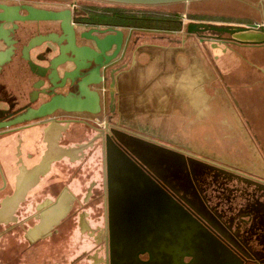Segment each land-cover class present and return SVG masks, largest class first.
<instances>
[{
	"label": "flooded vegetation",
	"instance_id": "obj_1",
	"mask_svg": "<svg viewBox=\"0 0 264 264\" xmlns=\"http://www.w3.org/2000/svg\"><path fill=\"white\" fill-rule=\"evenodd\" d=\"M25 6L60 17L31 19ZM155 7L101 0H0V264H17L36 250L64 264H109L118 242L109 213L112 149L127 153L226 245L237 264H264V177L193 155L161 154L152 146L142 157L131 152L129 147L144 145L143 139L160 142L145 135L137 115L128 116L122 91L140 68L141 51L157 40L201 51L210 50L204 46L209 41L230 52L234 44L264 43L239 42L215 30L191 34L189 22L235 26V21L192 19L176 11L158 14L149 9ZM160 20L176 27L158 39L155 23ZM113 36L120 38L119 49L101 52L97 40ZM62 97L73 110L58 107L43 118L15 123Z\"/></svg>",
	"mask_w": 264,
	"mask_h": 264
},
{
	"label": "water",
	"instance_id": "obj_2",
	"mask_svg": "<svg viewBox=\"0 0 264 264\" xmlns=\"http://www.w3.org/2000/svg\"><path fill=\"white\" fill-rule=\"evenodd\" d=\"M101 1L128 5L161 6L203 0ZM25 8L29 11L27 17L31 19L60 17L59 13L55 11L33 6H25ZM209 29L227 32L239 42L264 43V26H259L257 23L245 27H222L204 22H189L187 24V31L191 34ZM113 46L117 50L119 49L120 38L113 36L102 41L97 40V47L101 52H109ZM117 50L111 58H108V62L115 57ZM93 96L92 105H94L98 95L94 93ZM67 100L63 97L55 98L39 109L32 110V117L24 115L15 123L43 118L50 115L58 107L73 110L64 106L65 102H68ZM92 111L99 112L97 103ZM141 142L144 145L129 147L131 152L134 151L140 157L143 153H148V149L152 147L156 148L157 152L161 149L159 152L161 154L167 152L178 158L186 157V154H181L182 152L180 153L160 143H152L144 139ZM107 170L111 230L118 237L117 252L114 255L111 254L109 264H237V257L226 245L192 214L188 213L144 169L133 162L127 153L119 149H112L108 154ZM126 240L127 242H125ZM111 250L113 251V247ZM140 254H147L149 258L144 260ZM187 258L190 260L187 261Z\"/></svg>",
	"mask_w": 264,
	"mask_h": 264
},
{
	"label": "crops",
	"instance_id": "obj_3",
	"mask_svg": "<svg viewBox=\"0 0 264 264\" xmlns=\"http://www.w3.org/2000/svg\"><path fill=\"white\" fill-rule=\"evenodd\" d=\"M155 25L159 27L155 33L159 36L156 37L158 39L164 34H170L165 30L176 27L161 20L156 21ZM141 52L140 68L122 86L123 100L126 102L129 117L137 115L138 120H143V126L145 122H149V134L159 130L160 126L166 132L172 129L173 127L168 125L167 117H193V120L201 121L202 124L206 122L208 132L205 136L209 135L210 128H213L222 135L221 141H228L227 145L234 149L239 148L244 154L254 152L255 155H262L258 149L257 132L253 133L257 138L255 140L252 139V134L246 131V126L250 129L253 127L251 121L249 120L246 126L243 125V118L254 117L250 111L245 110L243 102L251 98L255 85H239L236 87V93L234 85L225 79L234 73V69H230L233 59L236 61V58L232 57L233 53L225 50L218 52L216 47L213 52L201 51L195 47L177 49L158 40L153 47L145 48ZM261 101H264V98ZM161 120L163 122L159 124ZM215 137L218 136L209 135L207 138L213 140ZM25 149L30 148L25 145ZM24 173L27 178L29 170L26 169ZM73 238H77V233ZM64 263L57 256L45 255L43 258L36 250L31 253L29 259H23L17 264Z\"/></svg>",
	"mask_w": 264,
	"mask_h": 264
},
{
	"label": "rangeland",
	"instance_id": "obj_4",
	"mask_svg": "<svg viewBox=\"0 0 264 264\" xmlns=\"http://www.w3.org/2000/svg\"><path fill=\"white\" fill-rule=\"evenodd\" d=\"M149 9H154L153 12L158 14H161V11L168 14H171L173 11L180 12L181 14L206 12L209 15L219 16L222 20H224V17H233L232 22L235 21L233 25L236 27H245L253 23L264 26V2H261V0H203L161 5ZM216 23H219V25H215ZM216 23L212 22L211 25L223 27L231 24L226 22ZM206 31L213 30L209 29ZM254 32L257 33L258 31ZM204 46L213 52L214 46L209 41ZM234 46L235 51L233 50L234 52L231 53L237 57L232 55L233 58H236V61L233 59L235 62L233 61L231 63L233 66H230V69H234V73L230 77L226 76L225 79L234 85L235 89L239 85H255L251 98L243 102L246 106L245 110L250 111L254 117L249 119L243 118V125L246 126L248 121H251L254 128L250 129L246 126L247 130H245L251 133V137L253 138V133L257 132L258 149L262 155H255L254 152L244 154L239 148L234 149L232 146L227 145L228 141H221L222 135L213 128H210L209 135H216L218 137L213 138V140L208 139L209 135L205 136V133L208 132L206 122L202 124L201 121L193 120L194 118H190L189 116L188 118L180 116L167 117L169 119L168 125H171L172 129L166 132L159 125V130L150 134L146 132L145 135L161 144L170 146L173 150L182 152L181 154L209 159L219 165L231 166L242 172L264 177V101H261L264 98V46H246L240 44H234ZM222 50L223 46H219L218 52H222ZM162 122L163 120L158 123L161 124ZM149 125V122H145L144 129L146 131H148ZM156 127H158V124H156ZM252 162H256L257 164H252Z\"/></svg>",
	"mask_w": 264,
	"mask_h": 264
},
{
	"label": "trees",
	"instance_id": "obj_5",
	"mask_svg": "<svg viewBox=\"0 0 264 264\" xmlns=\"http://www.w3.org/2000/svg\"><path fill=\"white\" fill-rule=\"evenodd\" d=\"M174 13H176V12H174ZM177 14L179 15L180 13H177ZM171 15H173V14L171 13ZM189 15L192 19L201 18V19L222 20L221 17L215 16V15H209L208 13H197V14L193 13V14H189ZM223 19H224V21H232L233 17H224ZM236 20H238V19H236Z\"/></svg>",
	"mask_w": 264,
	"mask_h": 264
},
{
	"label": "built area",
	"instance_id": "obj_6",
	"mask_svg": "<svg viewBox=\"0 0 264 264\" xmlns=\"http://www.w3.org/2000/svg\"><path fill=\"white\" fill-rule=\"evenodd\" d=\"M185 17V16H184Z\"/></svg>",
	"mask_w": 264,
	"mask_h": 264
}]
</instances>
